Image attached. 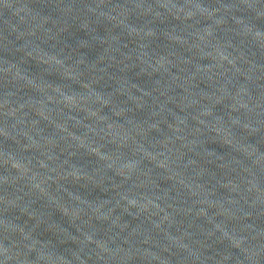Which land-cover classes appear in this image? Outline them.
<instances>
[{
    "label": "clouds",
    "instance_id": "clouds-1",
    "mask_svg": "<svg viewBox=\"0 0 264 264\" xmlns=\"http://www.w3.org/2000/svg\"><path fill=\"white\" fill-rule=\"evenodd\" d=\"M256 18L257 19H260V20H264V14H261V13H256ZM11 253V255H10V259H19V253H16V254H13L12 252H11V250L10 249H5V255L6 256H9V254ZM5 264H8V261L6 260V262H5Z\"/></svg>",
    "mask_w": 264,
    "mask_h": 264
}]
</instances>
